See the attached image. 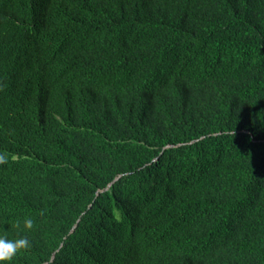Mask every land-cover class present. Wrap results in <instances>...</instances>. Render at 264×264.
<instances>
[{"label":"trees","instance_id":"trees-1","mask_svg":"<svg viewBox=\"0 0 264 264\" xmlns=\"http://www.w3.org/2000/svg\"><path fill=\"white\" fill-rule=\"evenodd\" d=\"M10 264H264V0H0Z\"/></svg>","mask_w":264,"mask_h":264},{"label":"clouds","instance_id":"clouds-1","mask_svg":"<svg viewBox=\"0 0 264 264\" xmlns=\"http://www.w3.org/2000/svg\"><path fill=\"white\" fill-rule=\"evenodd\" d=\"M9 155L6 152H0V165H6ZM16 232L9 237L8 231L0 232V264H10L16 254L30 247V240L27 235L22 233L30 231L33 228V220L30 217L17 219L14 222Z\"/></svg>","mask_w":264,"mask_h":264}]
</instances>
